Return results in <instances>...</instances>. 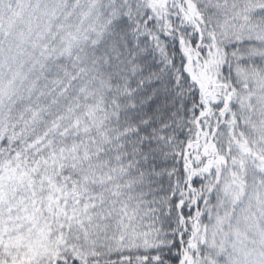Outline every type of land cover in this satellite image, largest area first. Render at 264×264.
<instances>
[{
  "label": "snow or ice",
  "instance_id": "obj_1",
  "mask_svg": "<svg viewBox=\"0 0 264 264\" xmlns=\"http://www.w3.org/2000/svg\"><path fill=\"white\" fill-rule=\"evenodd\" d=\"M0 264H264V0H0Z\"/></svg>",
  "mask_w": 264,
  "mask_h": 264
}]
</instances>
